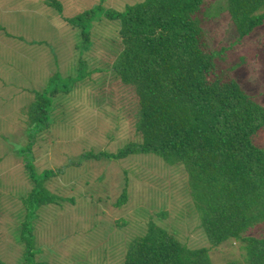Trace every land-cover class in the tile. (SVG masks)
<instances>
[{
    "label": "trees",
    "instance_id": "16d2710c",
    "mask_svg": "<svg viewBox=\"0 0 264 264\" xmlns=\"http://www.w3.org/2000/svg\"><path fill=\"white\" fill-rule=\"evenodd\" d=\"M104 2L91 0L88 8L67 17L58 0H44L66 24L79 29L78 42L66 74L49 76L34 93L27 107L28 141L38 130L57 128L55 113L66 111L73 96L83 98V90L98 93L92 97L100 110L104 102H111L102 89L115 84L135 96L136 108L131 111L135 138L116 154L92 151L84 159L154 154L170 167L182 165L188 190L184 186V206L172 213L170 208L153 214L138 209L111 224L104 211L113 200L109 191L118 192L114 205L120 207L131 196L128 185L121 190L113 185L106 188L101 177L89 188L91 198L75 203L71 197L49 192L46 185L56 176L54 171L41 170L37 177L30 163L36 155L31 143L20 146L17 152L30 176L25 178L28 190L21 201L23 217L14 226L13 243L20 246L17 264H50L41 258L46 249L39 242L36 224L41 207L54 203H68L69 210L62 214L71 218L77 216V207L87 206L83 218H98L100 225L125 233L120 264H211L210 251L228 241L240 245L244 264H264V144L254 140L264 129V107L233 79L226 49L214 50L209 44L212 36L204 28L205 20L224 9L236 31L230 45L240 44L264 23V0H143L120 10L105 9ZM102 15L115 27L97 30L95 21ZM60 75L64 77L57 84ZM99 110L104 116L111 112ZM184 208L192 216L190 221L194 218V228L202 231L205 247L191 248L180 242L175 230L161 225L181 219ZM132 218L133 229L129 228ZM56 253L49 255L55 258ZM81 257L86 264V253ZM0 264L6 262L0 259Z\"/></svg>",
    "mask_w": 264,
    "mask_h": 264
},
{
    "label": "rangeland",
    "instance_id": "374dc122",
    "mask_svg": "<svg viewBox=\"0 0 264 264\" xmlns=\"http://www.w3.org/2000/svg\"><path fill=\"white\" fill-rule=\"evenodd\" d=\"M58 1L70 17L88 8L91 0ZM104 1L105 9L120 10L143 0ZM223 12L205 20L204 28L212 36L209 44L214 50L226 49L224 55L232 66L233 79L264 107V23L240 44L231 46L236 31L229 14L224 9ZM95 24L97 30L115 27V23L103 15L96 18ZM78 33V28L66 24L44 0H0V259L6 264H17L20 258V246L13 243L14 226L23 217L21 201L24 202L26 196H23L28 190L25 178L29 180L30 175L17 149L28 147L29 143L36 154L30 162L35 175L38 177L41 170L54 171L56 176L46 187L59 197H71L80 204L91 198L87 194L89 188L98 180L99 183L101 177L106 188L113 185L121 190L128 185L131 196L120 207L114 205L118 192L109 191L113 200L104 211L111 224L138 209L153 214L160 208L167 211L170 208L172 213L184 206V186L186 193L188 190L182 165L170 167L154 154H135L120 160L84 159L86 153L92 151L94 154H116L135 138V119L131 115L136 108L135 96L115 84L107 83L102 89V95L109 97L111 102H104L100 110L92 97H98V93L83 90L85 95L80 94L83 98L76 100L73 96L74 103L67 105L64 113H55V131L38 130L31 142L28 141L31 120L27 107L34 101V93L46 84V78L57 72L66 74L67 62L75 56L73 46L78 42ZM62 75L56 80L57 84L64 77ZM102 108V111L111 112L107 116L100 115L97 110L102 112ZM254 140L258 145L264 144V129ZM80 178L88 181L85 183ZM153 204L155 208H151ZM67 205L54 203L41 207L38 212L36 234L46 249L41 258L50 264H82L81 255L86 253V264H120L123 246L127 243L126 234L116 232L108 224L100 225L98 218H83L88 214L87 206L77 207V216L67 217L62 214V210H69ZM188 214L184 208L181 219H169L161 225L169 231L175 230L180 242L187 246L205 247L202 231L194 228L196 222L194 218L190 221L192 216ZM134 222L132 218L129 228L133 229ZM53 250L58 253L55 258L49 255ZM242 253L239 244L231 245L228 241L221 248L210 251V263L244 264Z\"/></svg>",
    "mask_w": 264,
    "mask_h": 264
}]
</instances>
